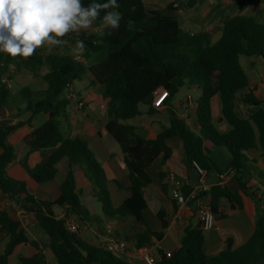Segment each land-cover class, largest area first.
I'll return each mask as SVG.
<instances>
[{"label": "trees", "instance_id": "obj_1", "mask_svg": "<svg viewBox=\"0 0 264 264\" xmlns=\"http://www.w3.org/2000/svg\"><path fill=\"white\" fill-rule=\"evenodd\" d=\"M147 0H117L121 14L118 29H105V35L84 33L78 39L84 41L86 49L81 60L69 55L47 53L30 58H0V113L12 101V90L3 81V76L11 65L15 70H26L38 76V70L47 67L43 79L48 83L45 91H31L24 88L19 97L25 103L21 113H30L26 122L0 125V192L11 202L23 209L43 230L48 238L49 249L56 264H131L113 257L105 249L95 247L82 240L77 233L68 230L67 220L78 215L88 216L81 203L82 191L78 189L76 173L81 172L101 204L104 216L109 220L123 222L134 219L144 226L145 231L136 236V249L142 248L154 237L161 240L168 228L165 213H159L162 231L150 230L144 217L147 208L145 189L153 182L148 169L161 157L162 165L172 156L167 141L179 138L184 143L183 163L190 170L197 171L194 162L207 174L220 171L210 159V147L226 150L231 158L230 169L238 175L241 191L248 194L247 181L239 175L248 172L247 151L258 149L264 155V109L249 88V79L240 57H261L264 59V22L255 17L237 13L224 19L221 37L213 42L206 32H190L182 29L179 20L172 14L173 4L167 12L148 10ZM93 0H83L84 5ZM104 3L107 0H95ZM198 0H189L193 8ZM104 12H101V18ZM129 21L132 23L129 24ZM97 20L96 25H100ZM111 35H108V32ZM71 36L67 37L68 42ZM89 60H94L88 65ZM90 74L94 82L104 87L103 97L108 103L109 120L106 131L114 138L124 155L123 165L132 186V195L119 207H114L107 187V177L98 157L88 142L79 137H65L60 118L72 101L63 95L70 92L76 81ZM184 87L198 91L196 107L193 111L200 127L194 131L185 120L173 111H168L169 126L163 128L153 139L141 137L135 126L127 121L141 116L140 105L147 107L146 114L154 115L155 92L168 91L165 104H169ZM217 97L220 113L230 127L228 132H220L214 124L212 100ZM252 107L249 116H243L239 106ZM48 115V120L35 128L25 138L29 152H49L47 159L31 168L25 158L21 164L32 180L44 183L54 180L58 165L68 161V172L61 185V195L56 201L38 198L27 184L8 175V167L15 159V148L9 143V136L31 118ZM165 177V173H161ZM192 184L182 188L188 194L198 184L199 179L190 178ZM208 204L218 215L224 203L231 209H242V195L232 192L227 186L218 184L204 194ZM65 209V217L59 218L53 208ZM87 219V218H86ZM85 220V219H84ZM97 222V219H93ZM0 233L8 237L4 252H0V264H8L16 248L30 243L37 254L20 258L19 264H45L39 244L30 241L26 229L20 221L0 210ZM204 231L199 223L185 229L180 248L167 257L160 251L157 264H252L264 256V214L256 219V229L251 238L242 246L226 249L216 255L205 253Z\"/></svg>", "mask_w": 264, "mask_h": 264}, {"label": "crops", "instance_id": "obj_2", "mask_svg": "<svg viewBox=\"0 0 264 264\" xmlns=\"http://www.w3.org/2000/svg\"><path fill=\"white\" fill-rule=\"evenodd\" d=\"M249 1L246 0V2ZM248 4L260 8L264 5V0H251L250 3L243 4L242 8H247L249 6ZM247 10L244 9V12H241V14L246 15L245 11ZM83 34L82 32L80 36ZM79 37L72 35L70 39L76 40ZM74 47L73 42L69 41L63 47L62 52L58 49H53L51 53L69 55L73 58L77 55L72 51ZM47 53L49 52L45 48H40L33 56L45 55ZM4 56V53H0V58ZM248 58L250 59H248L247 66L250 68L251 74L246 72L249 79V88L246 90V93L252 92L260 101V107L264 109V98L260 96L261 89H264V59L261 57ZM93 63L94 60L87 62L88 65H92ZM46 71L47 67H42L37 71L38 76H35L29 71H18L15 70L13 65L10 66L9 71L3 76V81H8L10 84L13 104L3 109L0 113V125H13L18 122H26L30 119V113L25 112L23 114L22 112H18V109L25 108V103L17 93H13V85L18 81L21 87H23L21 90L29 88L31 91H45L48 88V83L43 79ZM76 82H78L81 88L77 89L73 85L71 93L74 94L75 99L68 107L72 116H66L67 108L65 114L60 118L62 133L65 137H79L88 142L90 148L96 154L104 168L111 201L113 206L117 208L130 198L132 195V186L128 173L123 165L124 155L122 150L105 128L109 120V115L108 103L103 97L104 87L94 82V78L90 74ZM162 90L164 89H159V92ZM187 90L186 94L177 101L176 107L173 104L174 98L169 104L155 107L157 109L156 114L148 115L145 113L146 110H144L141 116L131 119L127 123L135 126L136 132L141 137L153 139L163 128L169 126V117L168 120H165L164 116H169L168 111L173 110L179 118L185 120L194 131L199 133L200 127L193 113L198 94H192V89L189 87H187ZM63 97L66 98V93ZM76 102H81L83 107L78 108ZM246 109L250 113L254 111L249 106H246ZM79 114H81V117ZM39 115L31 118L30 122L23 124L9 136L8 141L15 148V159L9 165L7 172L12 178L25 182L29 190L38 198L47 201H56L61 195V185L67 176L68 161L65 159L58 165V173L54 180L44 183H37L32 180L21 165V162L27 158L28 165L33 168L36 165L42 164L49 154V152H29L28 146L25 143V138L35 128L40 127L48 120V115L44 114L46 120L44 119L42 122L39 119ZM212 115L215 127L220 132L225 133L230 130V127L221 116L220 102L217 97L212 100ZM167 144L172 149L171 158L165 165H162L161 157H159L148 169V173L153 182L145 189L147 208L143 213L150 230L153 232L162 231L159 213H165L168 228L161 240L158 241L152 237L149 243H146L140 249H136V236L145 231L144 226L134 219H127L123 222L109 220L104 214L100 213L97 216L84 207V210L88 213L87 219H82L78 215L71 216L67 220V225L75 224L78 227L77 235L82 240L102 249H105L104 245L108 238L115 237L123 239L127 243V251L121 259L131 264H144L142 259V251L144 250L150 251L157 258L160 256V251L163 253H175L180 248L181 238L185 229L188 227H196L199 224V220L193 204L182 206L173 198L176 186L169 180V175L174 174L181 188L192 184L189 169L183 163L184 143L179 138H171L167 141ZM209 157L214 165L222 171L221 175L225 173L227 175L222 177L215 172H211L206 176V184L210 188L218 184H223L230 191L241 194L243 201L242 209H231L227 202L224 203L218 210V215H216L215 227L204 231V251L208 255H216L226 249H235L244 245L255 232L257 216L261 213L264 214V209L262 208L264 205V155L258 149L247 151L248 172L245 175L239 176L247 181L248 194L242 193L238 175L230 169L231 158L226 150L217 146H211ZM163 172L165 173L164 178L161 177V173ZM79 174L84 179L81 172H77L76 180ZM86 183L89 185L87 181ZM89 188H91L90 185ZM89 190L92 191V188ZM81 191L83 196V190ZM208 199L209 197L207 196ZM0 210L7 211L12 219L22 223V226L28 233L30 241H35L39 244L45 264H56L53 254L50 253L49 242L46 241L45 243L44 238L41 237L42 232L39 225L25 214L23 209L16 203L8 201L1 192ZM57 216L64 218L65 209H62ZM93 216L97 217V222H94ZM7 240L8 237L6 234L0 233L1 253L4 252ZM35 254H37V250L30 243H24L16 248L15 252L10 256L8 264H19L20 258L31 257Z\"/></svg>", "mask_w": 264, "mask_h": 264}, {"label": "clouds", "instance_id": "obj_3", "mask_svg": "<svg viewBox=\"0 0 264 264\" xmlns=\"http://www.w3.org/2000/svg\"><path fill=\"white\" fill-rule=\"evenodd\" d=\"M117 8V0L87 5L83 0H0V53L27 58L40 48L62 52L69 36L82 32L103 36L105 29H118L122 17L113 10ZM85 49L84 41L77 39L72 51L79 56Z\"/></svg>", "mask_w": 264, "mask_h": 264}, {"label": "rangeland", "instance_id": "obj_4", "mask_svg": "<svg viewBox=\"0 0 264 264\" xmlns=\"http://www.w3.org/2000/svg\"><path fill=\"white\" fill-rule=\"evenodd\" d=\"M241 1V2H239ZM189 0H147L146 7L148 10H156L160 12H167L169 9V5L173 4V9H175L172 14L177 17L180 22L182 29L190 32H206L210 33L213 42H216L221 37V28L223 25V21L226 17L235 15L237 13L244 12V9H248L245 11L247 16L255 17L257 20L264 22V5L260 8H256L254 5L247 6V8H242L243 4L250 3L246 2V0H198V3L195 7H188ZM246 7V6H245ZM243 10V11H242ZM101 23V22H100ZM97 26V25H96ZM248 57L242 56L240 57V62L244 68V70L250 73V68L247 66V62L249 61ZM75 87L80 89V85L76 82ZM25 86V85H24ZM21 85L18 81L13 85L14 94L21 90ZM187 87H184L180 90V92L175 96L174 106L176 107L177 101L184 96L187 92ZM192 94L197 95L198 91L195 89L191 90ZM260 96L264 98V89H261ZM141 111L147 110L145 105H140ZM25 114V111H22ZM67 117H71V111L68 108L66 112ZM81 117V114H79ZM168 115L164 116L165 120H168ZM39 119L43 122L45 118L44 114L39 115ZM41 122V123H42ZM167 124V123H166ZM167 126V125H166ZM22 165V164H21ZM9 175V174H8ZM10 176V175H9ZM11 177V176H10ZM77 185L80 190H83V196L81 197V202L84 208L90 210L95 215L103 214L101 209V204L94 197V194L89 188V185L86 183L85 179H82L80 174L77 177ZM61 208L54 207L53 212L57 215L61 212ZM93 218H97L94 217ZM42 236L46 241H48L47 236L44 234L41 229ZM0 249H2L0 247ZM51 253V252H50Z\"/></svg>", "mask_w": 264, "mask_h": 264}, {"label": "built area", "instance_id": "obj_5", "mask_svg": "<svg viewBox=\"0 0 264 264\" xmlns=\"http://www.w3.org/2000/svg\"><path fill=\"white\" fill-rule=\"evenodd\" d=\"M7 55L6 53H4ZM74 60L79 61L81 60V55H76L73 57ZM7 86L10 88V84L8 81H4ZM168 97V91L162 90L159 92L157 90L155 92V98L153 101L154 107H160L165 104V101ZM66 99L73 101L75 96L73 93L67 92ZM76 106L78 108H82L83 104L81 102H76ZM239 110L243 116H249L251 113L246 109L244 104L239 106ZM194 167L197 170L196 173L198 175L199 184L191 190L188 194H185L182 191L181 185L174 174L169 175V180L175 184L176 188L173 194V198L177 201L179 205H188L193 204L196 209V215L199 220V223L202 226V230H210L213 229L216 225V216L212 212L207 197L204 196L210 190V187L206 184V176L207 171L200 167L197 163L194 162ZM227 173L221 175L225 177ZM264 209V205L262 206ZM68 230L73 233L78 232V227L75 224H71L68 226ZM104 248L107 252H109L113 257L121 259L122 256L127 251V243L123 239L111 237L106 240ZM172 253L166 252V256L169 258L171 257ZM142 259L144 264H157V257L148 250L142 251Z\"/></svg>", "mask_w": 264, "mask_h": 264}, {"label": "water", "instance_id": "obj_6", "mask_svg": "<svg viewBox=\"0 0 264 264\" xmlns=\"http://www.w3.org/2000/svg\"><path fill=\"white\" fill-rule=\"evenodd\" d=\"M189 175L191 178H193L194 180H197L198 179V175L196 173L195 170L193 169H190L189 170ZM252 264H264V256L261 257L259 260H257L256 262L252 263Z\"/></svg>", "mask_w": 264, "mask_h": 264}]
</instances>
